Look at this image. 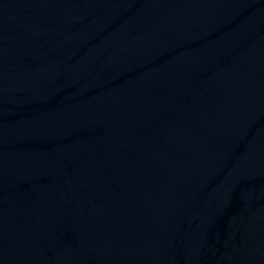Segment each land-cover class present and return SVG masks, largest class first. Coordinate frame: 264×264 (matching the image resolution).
Listing matches in <instances>:
<instances>
[{
	"label": "water",
	"instance_id": "1",
	"mask_svg": "<svg viewBox=\"0 0 264 264\" xmlns=\"http://www.w3.org/2000/svg\"><path fill=\"white\" fill-rule=\"evenodd\" d=\"M0 264H264V111L115 0H0Z\"/></svg>",
	"mask_w": 264,
	"mask_h": 264
}]
</instances>
